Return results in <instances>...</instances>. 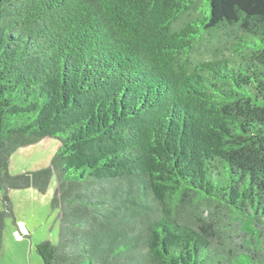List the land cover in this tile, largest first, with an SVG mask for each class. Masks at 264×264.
<instances>
[{
	"label": "trees",
	"instance_id": "obj_1",
	"mask_svg": "<svg viewBox=\"0 0 264 264\" xmlns=\"http://www.w3.org/2000/svg\"><path fill=\"white\" fill-rule=\"evenodd\" d=\"M54 175L45 264H264V0H0V253Z\"/></svg>",
	"mask_w": 264,
	"mask_h": 264
},
{
	"label": "rangeland",
	"instance_id": "obj_2",
	"mask_svg": "<svg viewBox=\"0 0 264 264\" xmlns=\"http://www.w3.org/2000/svg\"><path fill=\"white\" fill-rule=\"evenodd\" d=\"M59 145L58 139L47 136L36 143L20 147L10 158V172L15 174L49 165ZM56 185L54 175L45 193L34 188L10 190L17 224L19 220H23L27 231L24 232L21 226V236L17 238L13 232L16 225L12 219H8L0 264H45L36 246L45 239L53 242L58 240V210H53L51 207V198Z\"/></svg>",
	"mask_w": 264,
	"mask_h": 264
},
{
	"label": "crops",
	"instance_id": "obj_3",
	"mask_svg": "<svg viewBox=\"0 0 264 264\" xmlns=\"http://www.w3.org/2000/svg\"><path fill=\"white\" fill-rule=\"evenodd\" d=\"M21 226L23 227L24 232L27 231V228L25 226L24 221L23 220H19V224H17L15 226V229L13 230V232H15L17 238H19L21 236V234H20V229L22 228Z\"/></svg>",
	"mask_w": 264,
	"mask_h": 264
}]
</instances>
